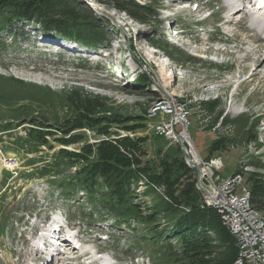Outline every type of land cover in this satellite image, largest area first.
Listing matches in <instances>:
<instances>
[{
  "label": "rangeland",
  "instance_id": "rangeland-1",
  "mask_svg": "<svg viewBox=\"0 0 264 264\" xmlns=\"http://www.w3.org/2000/svg\"><path fill=\"white\" fill-rule=\"evenodd\" d=\"M92 1L88 4L79 0L78 4L90 9L94 20L100 21L106 32L100 44L84 45L79 40L82 46L59 44L62 54L69 55L68 61L74 62H58L47 57L44 47L58 44V40L46 39L33 26L24 28L35 35L31 45H22L24 49L19 45L16 48L0 47V117H17L0 128V264H20L35 257L32 246L27 249L26 235H30L32 225L38 224L39 230L42 226L33 219L28 220L27 215L33 213L36 220H42L49 211L59 210L74 229L79 227L83 242L98 246L103 254L112 255L116 264H173L178 258L175 255L178 252L167 240L155 239L152 235L146 238L149 230L142 224L130 221L126 226L120 221V224H113L110 219L98 220L96 217L83 220L82 217H88L89 213H97L90 200L77 190V200L64 196L66 189L59 186L62 181L59 179L71 176L82 165L78 159L58 167H53L50 162L59 149L74 150L76 145H64L56 140L60 134L46 135L47 143L40 146L27 137L29 129H41L32 121L50 125L55 131L56 125L66 124L74 116V109L61 101L64 95H77L83 100L88 96L95 99L98 95V101L109 109L105 110L108 116L122 115L132 117L133 123H145L147 126L139 131L148 137L142 146L145 152L142 161L155 166L164 162L159 169L165 166L180 169L183 156L180 152H184L179 139L169 141L154 136L151 127L168 123L173 114L179 116L181 120L173 119L174 131L180 133L186 125L202 158L220 157V176L242 171L244 176L249 173L250 181H243L249 190L255 184L264 187V29L251 26L247 11L235 14L234 20L230 18L228 0ZM189 3L192 5L187 6ZM194 3L201 8H211V16L198 22ZM137 4H150V7L140 8L134 15L131 12ZM127 5L129 10L122 7ZM207 12L204 10L205 15ZM142 19L150 20V23ZM172 29L179 31L178 38L183 36L184 43H168L167 36L174 37ZM1 35L7 39L6 45L18 43L14 34ZM153 39L159 45L166 42L176 53L179 64L173 60L172 53L155 48L151 44ZM224 41L228 45L222 43ZM185 43L199 51L197 56ZM207 47H213V53L205 58L201 52ZM160 61L164 63V70L174 72L172 79H163L162 64L158 66ZM90 66L100 67L103 72L108 70L109 80L104 81L90 70ZM39 72L53 79L35 77L34 74ZM163 95L173 102V114L163 113L166 110L163 108L160 109L162 112L152 111L155 101ZM18 104H23L24 109L12 108ZM99 114L102 116L103 113ZM117 125V122H109L112 130L117 129ZM78 130L85 131L94 142L102 139H96L95 132L86 127ZM118 133L119 136H134L125 130ZM216 141H220L219 144L213 145ZM11 160L13 162L9 163ZM44 167L49 171L41 176ZM154 171L157 170L139 173L137 182L131 183L137 196L134 201L141 205L142 211L152 205L156 193L165 198V185L149 179L148 173ZM190 174L189 170L181 172L180 182ZM258 197L263 202L255 209L264 218V194ZM100 232L108 235L106 241L100 238ZM209 235L214 236L211 231ZM70 251L76 257L71 261L85 264L78 260L76 250Z\"/></svg>",
  "mask_w": 264,
  "mask_h": 264
},
{
  "label": "trees",
  "instance_id": "trees-1",
  "mask_svg": "<svg viewBox=\"0 0 264 264\" xmlns=\"http://www.w3.org/2000/svg\"><path fill=\"white\" fill-rule=\"evenodd\" d=\"M78 2L79 0H0V47L16 48L18 45V43L6 45L7 39L2 38L3 33L14 34L18 40L29 42L35 38V35L24 29L25 26H33L34 30H38L48 40L59 42L62 39H72L82 41L84 45L100 44L106 32L104 26L100 21L94 20L90 9L83 4L79 7ZM71 5L74 7L69 9ZM122 7L129 10L128 5ZM135 7L137 8L131 12L134 15L140 8H149L150 4L145 6L137 4ZM141 21L150 23V20L146 21V19ZM151 44L167 54L172 53L173 60L179 64L175 58L176 53L170 50L171 47L166 42L159 45L153 39ZM96 96L95 99H89L88 96L83 100L77 95H64L61 99L62 103L70 105L75 113L66 124L56 125V130L52 131V126L32 121L41 129L28 130L27 137L39 146L47 143L46 135L58 134L60 136H57L56 140L62 144L76 145L74 150L59 149L50 162L53 167H58L63 163L72 164L74 159H78L82 165L71 176L59 179L62 180L59 181V186L63 190L66 189L65 196H77L76 190L85 193L98 213L95 211L89 213L88 217H84L85 219L112 218L113 223L120 221L126 224L136 221L135 224L147 227L149 231L146 235L142 232L146 238L152 235V238L167 240L168 244H172L173 249L178 252H175L178 258L173 264H234L238 249L236 240L224 226L215 209L203 204L202 207L201 195L195 186V174L185 163L182 150L180 169L168 166L159 169L164 162L155 166V164L149 165V161H142V156L145 155L142 146L148 137L139 131H143L147 125L145 126L143 122L133 123L132 117L125 118L122 115L116 117L115 114L113 117L108 116L105 110L109 109L103 106L98 101L99 96ZM12 108L24 109L23 104ZM99 113H103L102 116ZM16 118L15 116L0 117V128L3 129ZM110 121L117 122V129L110 128ZM83 127L93 130L96 139L99 137L102 139L90 142V136L85 131H77L78 128ZM119 130L130 131L134 136H119ZM153 134L164 138L163 135ZM219 142L216 141L213 145L216 143L218 145ZM129 153L132 154L131 157L128 156ZM209 158L211 157L207 156L205 159ZM154 169L157 171L149 172V179L165 185V198L157 193L153 195L156 198L152 199V205L147 207L148 213H146V208L142 211L141 205L134 201L137 196L131 183L137 182L139 173ZM188 170L191 174L180 182L181 172ZM48 171L49 169L44 167L40 175H47ZM248 174H245L243 181H250ZM250 194V203L255 205L254 207H261L263 201L258 196L264 194V187L255 184L251 187ZM133 228L135 229V225ZM209 231L214 236L209 235Z\"/></svg>",
  "mask_w": 264,
  "mask_h": 264
},
{
  "label": "built area",
  "instance_id": "built-area-1",
  "mask_svg": "<svg viewBox=\"0 0 264 264\" xmlns=\"http://www.w3.org/2000/svg\"><path fill=\"white\" fill-rule=\"evenodd\" d=\"M161 108L166 109L163 112L165 114H173L175 110L173 102L164 95L158 98V104L152 111L156 113L161 111ZM173 119L174 121L181 120L179 116L173 114V118L168 123L154 127L155 133L168 136L170 141L178 140L180 133L174 131ZM185 144L187 145V154H184L185 163L192 168L186 160V156H188L200 169V184L203 190H199L197 186L196 188L201 193L203 203L217 201L220 203V208L231 213L234 222L238 225V244L243 252L248 255V264H264V226L247 212L245 194L248 188L243 184V172H236V180H228V175L222 177L218 174V170L222 167L220 157H213L208 160L202 158L189 135ZM192 148L195 149L197 157L190 151ZM237 190L238 193H236Z\"/></svg>",
  "mask_w": 264,
  "mask_h": 264
},
{
  "label": "bare ground",
  "instance_id": "bare-ground-1",
  "mask_svg": "<svg viewBox=\"0 0 264 264\" xmlns=\"http://www.w3.org/2000/svg\"><path fill=\"white\" fill-rule=\"evenodd\" d=\"M250 2H256L253 0H250ZM227 5L230 6V12L232 13V16H230V18H232L234 20L235 14H238L240 12H236L235 14H233V10L232 7L236 6V2H234V0H228L227 1ZM253 6L255 7V5L253 4ZM237 9V8H236ZM240 11V10H239ZM250 14V24L251 26L258 28V29H264V7H261L259 9H256L255 11L249 13ZM162 64V76L163 79H168L174 76V72L171 69H166L164 70V63L163 61L158 62V66ZM161 69V68H160ZM100 71H97L95 73L99 74ZM35 77L39 78V79H45V80H52L53 78H51L50 76L39 72V73H35L34 74ZM158 104V100L155 101V103L152 106V110L153 108L156 107V105ZM179 139L183 140L184 142H186V140L188 139V131L186 130V127L183 128V130L180 132L179 134ZM195 157L196 156V152L195 149H191L190 150ZM13 162L12 160L9 161V163ZM228 180H236V171L235 173H233L232 175L228 176ZM250 190L247 189L246 190V194H245V204L247 207V212L250 215H253L256 220L262 224L264 226V218L259 214V212L255 209V207L250 203ZM206 206L212 207L213 209H215L218 214L220 215L221 221L224 224V226L228 229V231L232 234V236H234V240H236V244H237V255L235 256L236 258L234 259V264H248V255L246 253L243 252V250L241 249V246H239L238 244V225L236 224V222H234L232 214L225 212V210H223V208H220V203H218L217 201H208L203 203ZM48 235V233H47ZM68 235H71V233H68ZM58 244V243H57ZM75 245H78L76 243H74ZM65 245H68L67 243H65ZM68 246H66L67 248ZM81 247V246H80ZM82 248V247H81ZM84 248H89L92 250V252H94L93 247L91 246H84ZM72 250H74L72 248ZM93 256V255H92ZM96 258V256H95ZM239 261V263H238ZM66 264V263H65ZM99 264H111V259L107 258L106 256H103L100 258V262Z\"/></svg>",
  "mask_w": 264,
  "mask_h": 264
},
{
  "label": "water",
  "instance_id": "water-1",
  "mask_svg": "<svg viewBox=\"0 0 264 264\" xmlns=\"http://www.w3.org/2000/svg\"><path fill=\"white\" fill-rule=\"evenodd\" d=\"M88 4H92V0H83ZM180 141V145L181 148L183 149L184 154H187V145L185 144V142L183 140H179ZM186 160L189 163V165L192 167V169L194 170L195 174H196V186L199 190H203V187L200 184V169L199 167L192 161V159L188 156H186Z\"/></svg>",
  "mask_w": 264,
  "mask_h": 264
},
{
  "label": "crops",
  "instance_id": "crops-1",
  "mask_svg": "<svg viewBox=\"0 0 264 264\" xmlns=\"http://www.w3.org/2000/svg\"><path fill=\"white\" fill-rule=\"evenodd\" d=\"M212 157H214V156H212Z\"/></svg>",
  "mask_w": 264,
  "mask_h": 264
}]
</instances>
